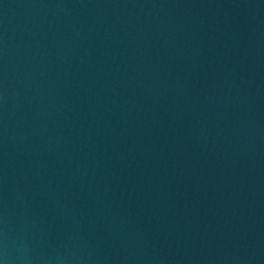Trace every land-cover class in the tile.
<instances>
[{
	"label": "water",
	"instance_id": "water-1",
	"mask_svg": "<svg viewBox=\"0 0 264 264\" xmlns=\"http://www.w3.org/2000/svg\"><path fill=\"white\" fill-rule=\"evenodd\" d=\"M0 264H264V0H0Z\"/></svg>",
	"mask_w": 264,
	"mask_h": 264
}]
</instances>
